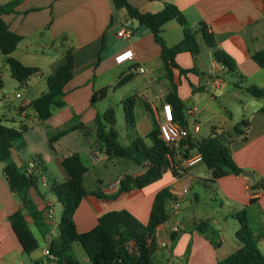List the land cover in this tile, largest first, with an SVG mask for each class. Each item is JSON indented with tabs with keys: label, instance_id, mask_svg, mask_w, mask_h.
<instances>
[{
	"label": "crops",
	"instance_id": "0c3cea01",
	"mask_svg": "<svg viewBox=\"0 0 264 264\" xmlns=\"http://www.w3.org/2000/svg\"><path fill=\"white\" fill-rule=\"evenodd\" d=\"M10 1L16 3L11 12L3 14V19L11 30L22 35L11 56L26 66L37 67L40 72L30 76L23 83L27 90L26 94L16 91L21 97L17 98L14 95V103L9 104L1 95L0 121L5 126L23 129V132L28 130L25 119L28 111L33 110L29 103L47 90L46 77L64 62L67 50H70L73 57V71L72 78L64 87V106L53 110L52 115L46 120L54 124L58 128L57 131L69 126L73 115L77 116L80 122L90 125L95 115L102 113L97 109L96 103L93 105L90 102L93 92L105 90L103 97L105 98L110 89L114 90L119 78L126 74L133 75L132 80L127 83L132 84L131 82H136L137 74L152 72L151 67L155 64L163 68L160 46L154 41L152 33L145 28H136L135 22L126 21V13L114 10L110 0H0V4ZM128 2L141 12L151 13L161 10L166 3L174 4L194 30H198L200 24L204 23L216 46L234 61L235 72L230 74L241 93L235 95L239 113L234 115L232 109L227 114L219 111L218 118L214 119L216 114L212 106L217 103L219 110L222 105L215 101L211 92L229 84L222 79L228 74L226 68L224 66L221 68V64L213 59L209 48V63L205 68L199 65V54L195 58L189 52L175 55L174 60L179 68L195 69L194 72L185 73L173 69V82L184 102V116L192 142L199 140L196 133L200 128L197 132H192V124L197 122L199 125V120H207L210 128L215 126L217 131L231 129L241 119H247L249 125L244 136L236 137L229 144L232 160L242 172L240 174L229 172L214 184L205 183L204 187L210 192L205 197L207 200L197 207L200 201L199 197L194 195V209L190 213H184L185 215L176 219L174 223L171 222V218L176 213L171 212L172 217L168 216L167 219L169 223L166 221L156 228L157 247L153 254V264H216L238 248L235 232L239 228V222L233 216L234 213L246 208L254 227L264 221V97H254L243 89L248 85L264 89V66H258L251 58L252 53L264 51V0H128ZM128 27L135 31L127 37L117 35L118 30ZM160 34L167 46H173L182 38V27L171 20L163 25ZM198 38L205 45L200 34L197 35ZM102 43L104 47L101 49ZM125 48L133 50L134 59L115 63L114 55ZM0 60L6 64L1 53ZM2 62L0 68L3 66ZM139 66H143L146 72L139 73L137 70ZM107 73L113 76L103 81ZM159 79L158 76L148 77V86H145V90L142 91L139 86H135L134 93L128 96L134 97L135 127L138 128L137 133L147 147L151 146L148 138L152 128L151 117L157 120L162 118V102L169 89V87L152 89L150 94L148 87H152ZM218 81H222L221 86L217 85ZM198 87L203 89L198 90ZM202 92L209 95L198 94ZM125 98L127 97L119 94L120 103ZM24 100L28 103L23 106ZM191 107H196L197 113L188 114L187 110ZM222 109L226 111V107ZM35 119L40 121L38 118ZM73 132L78 131H70L64 136ZM88 136H94L93 129L89 130ZM185 146H189L188 142ZM93 151L102 155L103 157L99 158L106 161L112 159L107 158L92 141V144L83 151L87 160L88 154ZM73 152L80 155L76 149L70 151ZM195 152L194 148L190 149L188 155ZM10 159L21 169L30 170L38 176L36 188H29V194L42 211L49 233L43 238L26 214L18 196L10 188L3 171L4 163L0 161V264H56L53 257L45 251L49 250L50 242L59 236L57 225L62 205L53 192V199H47L45 186L43 190L38 186V183L45 180V164L42 163L40 168L36 165L37 169H29L27 162L31 160H25L20 156L18 146L12 150ZM56 161L62 171L63 181L67 180L68 175L61 165V158ZM175 161L182 169L179 176L173 175L168 169L158 180L129 191H119L118 184L108 186L110 183H118L120 177L126 173L118 174L101 185L98 184L100 177L95 176L96 183L86 187L87 170L84 174L85 189L90 192L99 190L103 196L88 194L81 199L73 214L77 231H89L96 225L99 215L111 210L125 209L139 221L146 223L154 196L160 189L167 188L173 198V190L180 185L188 182L190 186L195 178L211 177V171L207 167L199 169V173L190 174L189 167H182L177 157ZM244 170L252 172L259 184H254L244 176ZM143 172L144 168L140 166L130 175L138 176ZM198 174H201V177ZM46 188L49 190L48 184ZM181 200L190 204L185 195ZM56 203L60 205L57 212ZM17 210H22L27 222L26 227L20 231L13 229L9 221V216ZM200 221H207L217 231L216 239L219 240V245H215L195 228ZM174 224L179 225L178 232L171 231ZM163 242L165 245H162ZM259 247L264 254V238L260 240Z\"/></svg>",
	"mask_w": 264,
	"mask_h": 264
},
{
	"label": "trees",
	"instance_id": "16d2710c",
	"mask_svg": "<svg viewBox=\"0 0 264 264\" xmlns=\"http://www.w3.org/2000/svg\"><path fill=\"white\" fill-rule=\"evenodd\" d=\"M113 9L121 11L125 8L126 21L136 23V28H145L153 35L154 41L160 46V57L163 62L164 75L169 81V89L163 101L171 104L175 121L186 126L183 113L184 102L179 97L176 85L173 82V69L181 73L194 72L195 69L185 70L179 68L174 60L180 52H189L193 58L199 54L197 35L200 34L205 45L211 50L213 59L223 65L228 73L235 72V64L232 58L220 50L206 25L201 23L198 30H194L181 11L171 3L164 4L163 8L155 13L141 12L128 0H110ZM15 1L0 4V53L8 65L11 76L20 84H23L30 76L40 72L37 67L26 66L18 59L11 56L16 45L21 41L22 35L9 28L3 19V14L12 11ZM174 20L182 27V38L173 46H167L161 36V28L167 22ZM130 34L135 31L132 27L125 28ZM104 43L101 45V49ZM253 61L260 67L264 66V51L251 54ZM73 57L70 50L64 55V62L46 77L47 90L38 97L32 99L29 105L35 111L40 121H46L53 110L64 106V87L72 78ZM131 73L119 78L114 88H119L132 80ZM3 81L0 73V90ZM202 90V87H198ZM244 91L254 97H264V89L255 85L243 87ZM105 90L92 93L90 102L95 104L105 96ZM124 122L129 131L127 144L118 141L119 132L115 128V110L107 108L103 113H97L90 125L82 123L73 115L69 126L49 136V144L57 141L70 131H78L83 136H88L93 129V144L101 150L107 158H121L131 161L144 168V172L138 176L123 174L118 181L119 191H129L142 188L161 178L162 174L170 169L172 174L179 176L182 169L175 161L176 151L168 146L159 136L158 121L151 117L152 128L148 133L151 146L147 147L142 137L135 130L134 97L122 100ZM264 109V108H263ZM247 119H241L231 129L217 131L211 127L210 134L200 140L191 141L190 135L186 139L189 146H185L184 155H188L190 149H195L202 155L204 165L211 171L209 179H200V183L214 184L219 178L228 174H240L242 170L236 166L231 157L229 144L236 137L244 136L248 129ZM23 129H16L1 124L0 121V161L4 163L3 171L11 190L18 196L24 211L31 218L33 224L43 238L49 233L43 213L29 194V188H36L38 176L31 171L18 167L11 159V152L15 149V140L22 138ZM185 143V144H186ZM38 166L42 167V159L38 155ZM61 165L68 175V179L48 184V189L53 192L62 205L60 220L58 222L59 236L50 242L49 255L56 264H81L73 252V244L77 243L84 249L91 264H153V254L156 250V228L167 221L168 214L165 208L166 201L172 198L167 188L160 189L154 196L149 218L146 223L139 221L125 209L104 212L97 217L96 225L86 232H78L73 220V214L83 197L93 194L103 196L99 190L87 191L84 187V174L88 166L77 152L65 155L61 159ZM44 171V170H43ZM253 187H255L253 185ZM256 188V187H255ZM233 216L239 222V228L235 232L238 248L216 264H264V254L260 250L259 242L264 238V221L254 227L246 208L236 212ZM13 229L22 230L27 222L22 210H17L9 216ZM195 228L205 234L215 245H219L217 231L207 221H200Z\"/></svg>",
	"mask_w": 264,
	"mask_h": 264
},
{
	"label": "rangeland",
	"instance_id": "374dc122",
	"mask_svg": "<svg viewBox=\"0 0 264 264\" xmlns=\"http://www.w3.org/2000/svg\"><path fill=\"white\" fill-rule=\"evenodd\" d=\"M198 43L200 46V51L198 55L199 65L200 67H206L209 63V55H208V47L202 43V41L198 38ZM2 60H0L1 64ZM3 66L0 68V73L3 81V87L0 91L1 95L8 101L9 104L14 103L15 93L16 91H20L23 94L27 93L26 87L24 84H20L16 79H14L8 66L4 63ZM152 72L149 71L147 74H137L136 75V82L132 84H126L119 88L110 89L108 94L105 98L98 100L96 102V107L100 112H104L107 108L112 107L115 110V117H116V124L115 128L119 132L118 141L121 144L127 143V134L129 131L126 130L125 122H124V113L122 109V103H120L119 94L124 95V97H128L129 95L133 94V88L135 86H139L141 90H145V86H148V77L158 76L160 79L158 82L153 83L152 87H148V91L151 94V90L169 87V81L164 76V69L160 66L155 64L151 67ZM110 73V72H108ZM106 74L103 81L111 79L113 74ZM138 73V72H137ZM222 79L226 82H229L225 87L220 89H215L211 92L216 102L220 103L223 107H226V111L222 108L218 110V104L215 103L212 107L215 111L216 116L214 119L218 118V113L221 111L223 114H227V112L234 111V115H238L239 111L237 105L235 104L236 98L235 95H240L241 93L236 88L234 84V77L230 73L225 74ZM201 96H208L209 93H198ZM242 96V95H241ZM245 96V95H243ZM200 105L198 104V109ZM185 113V110H183ZM17 119L19 116L16 117ZM36 114L31 109L28 111L27 117L25 119V124L29 127L26 132L22 133V138L15 140V145L18 146L20 156L25 160H32L37 165L39 162L37 156L39 155L41 159H44L42 163L45 164V182L50 184L53 180L60 182L63 181L62 171L58 165V161L56 159H62L65 155L69 154L70 151L76 149L80 153L81 159L84 163L88 166V173L85 178V186L90 187L91 185L95 184V176L100 177V181L98 182L99 185L106 184L107 181L112 180L118 174H133L136 169H139L140 166L137 164L132 163L131 161L121 159V158H112L109 161L105 159L99 158L96 163H91L85 157V152H83L86 148H88L94 139L92 137H84L79 132L70 133L67 136L60 137L57 141L52 143V147L49 144L48 137L54 135L57 132L56 126L52 123L47 121H38L36 120ZM199 128L200 131L196 133L197 139H202L207 137L210 134V124L207 120H199ZM135 130L138 132V128L135 127ZM39 154H36V153ZM41 154V155H40ZM99 157H103L102 155L98 154ZM203 168H206L203 162H199L193 166H189L188 173L196 174ZM200 169V170H199ZM199 177H201V174ZM200 179L202 178H195L192 180L188 192L185 194L190 204H186L184 201L180 200V209L176 211V215L173 217L171 216V200L172 198L168 199L165 204V208L167 214L171 218V222L174 223L176 219L183 217L184 213H190L195 206L194 203V195L199 197V203L197 207H200L202 202H204L205 197L210 194V192L204 187L202 183H200ZM205 179V178H204ZM42 183H38V186L41 190H43ZM45 197L47 199H53L52 192L47 190L45 186ZM55 203V202H54ZM59 204H55L56 212L59 209ZM178 212V213H177ZM166 223H169L167 221ZM175 225V224H174ZM261 250V249H260ZM262 251V250H261ZM73 252L76 257L79 259L81 264H91L87 258V255L80 244H73Z\"/></svg>",
	"mask_w": 264,
	"mask_h": 264
},
{
	"label": "built area",
	"instance_id": "2783aa9c",
	"mask_svg": "<svg viewBox=\"0 0 264 264\" xmlns=\"http://www.w3.org/2000/svg\"><path fill=\"white\" fill-rule=\"evenodd\" d=\"M117 35L119 37H127L130 35L129 30L127 29H120L117 31ZM134 59V52L131 48H125L117 52L113 60L115 63H123L125 61L133 60ZM221 68H223V65H221ZM139 73H145L146 69L143 66H139L137 68ZM222 81H218L217 85L221 86ZM15 96L17 98L21 97L20 93H16ZM27 102V100H24L22 105L24 106ZM196 107H191L189 110H187L188 114H195L197 113ZM158 130H159V136L160 138L171 148H173L176 151V157L179 160V164L182 167H189L193 166L199 162L202 161V155L199 152H195L193 155H184V148L186 139L190 135L189 128L185 125L180 124L178 121L174 120L173 112H172V106L170 103L163 101L162 102V118L158 119ZM199 130V125L197 122H194L192 124V132H197ZM88 160L91 163H96L99 160V156L97 152L93 151L88 154ZM27 167L29 169H37L36 164L34 161H28ZM30 171V170H29ZM43 186H47V183L45 180L42 181ZM117 182L108 184L109 187L113 185H117ZM189 188V183L186 182L182 185H180L178 188L173 190L174 197L171 200V212L178 211L180 207V200L182 196L186 194ZM172 232H178L179 231V225H174L171 228ZM162 245H165L163 242ZM46 254H49V251H45Z\"/></svg>",
	"mask_w": 264,
	"mask_h": 264
},
{
	"label": "water",
	"instance_id": "95a60500",
	"mask_svg": "<svg viewBox=\"0 0 264 264\" xmlns=\"http://www.w3.org/2000/svg\"><path fill=\"white\" fill-rule=\"evenodd\" d=\"M122 11L126 12L124 7L122 8ZM243 175L248 177L254 184H256V185L259 184V182L257 180H255V176H254V174L252 172L244 170L243 171Z\"/></svg>",
	"mask_w": 264,
	"mask_h": 264
}]
</instances>
